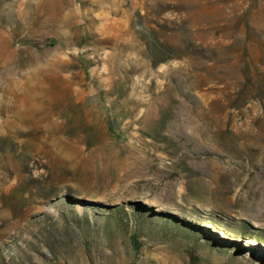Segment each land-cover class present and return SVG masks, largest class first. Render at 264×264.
<instances>
[{
    "label": "rangeland",
    "instance_id": "rangeland-1",
    "mask_svg": "<svg viewBox=\"0 0 264 264\" xmlns=\"http://www.w3.org/2000/svg\"><path fill=\"white\" fill-rule=\"evenodd\" d=\"M0 264H264V0H0Z\"/></svg>",
    "mask_w": 264,
    "mask_h": 264
}]
</instances>
